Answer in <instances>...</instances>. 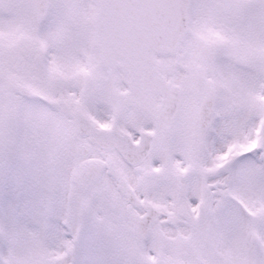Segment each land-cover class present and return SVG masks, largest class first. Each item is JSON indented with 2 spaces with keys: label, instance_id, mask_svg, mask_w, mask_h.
<instances>
[{
  "label": "snow or ice",
  "instance_id": "snow-or-ice-1",
  "mask_svg": "<svg viewBox=\"0 0 264 264\" xmlns=\"http://www.w3.org/2000/svg\"><path fill=\"white\" fill-rule=\"evenodd\" d=\"M0 264H264V0H0Z\"/></svg>",
  "mask_w": 264,
  "mask_h": 264
}]
</instances>
